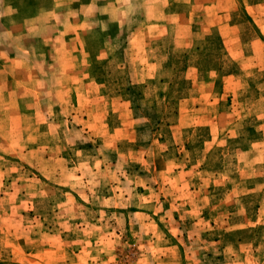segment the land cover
<instances>
[{
    "label": "rangeland",
    "instance_id": "rangeland-1",
    "mask_svg": "<svg viewBox=\"0 0 264 264\" xmlns=\"http://www.w3.org/2000/svg\"><path fill=\"white\" fill-rule=\"evenodd\" d=\"M118 5L132 65L105 21L0 67V264H264V0Z\"/></svg>",
    "mask_w": 264,
    "mask_h": 264
},
{
    "label": "crops",
    "instance_id": "crops-1",
    "mask_svg": "<svg viewBox=\"0 0 264 264\" xmlns=\"http://www.w3.org/2000/svg\"><path fill=\"white\" fill-rule=\"evenodd\" d=\"M123 2L129 4L130 0H123ZM118 3H121V0H0V67L9 61H15L18 51L29 52L44 49L42 46L30 47L26 41L20 43L18 39L20 34L24 36L22 41L31 38L36 39L40 44L58 39L64 41L65 45L70 46L73 51H89L90 37L100 38L104 40V44L107 40H113L115 36L107 30L109 24L105 21H117L120 35H123L124 27L128 22L126 19L131 17L130 11L132 10H127L125 6L121 8ZM92 23L102 29L98 31L99 28H93V25H90ZM105 25L107 28L104 27ZM167 31V23L153 17L146 28L134 30L130 37L124 34L122 38L126 42L121 46L106 44L104 50H126L130 58L129 64L132 65L131 52L139 54L145 51L148 39L158 38ZM120 35L118 34V39ZM148 64L152 66V70L157 67L152 61ZM2 72L0 69V108L4 98H14V113L17 115L19 96H13L3 90ZM151 76L154 74L150 73L146 77ZM132 80L135 81L133 77Z\"/></svg>",
    "mask_w": 264,
    "mask_h": 264
},
{
    "label": "trees",
    "instance_id": "trees-1",
    "mask_svg": "<svg viewBox=\"0 0 264 264\" xmlns=\"http://www.w3.org/2000/svg\"><path fill=\"white\" fill-rule=\"evenodd\" d=\"M90 39H95V40H97V39H100V38H92V37H90ZM209 39V38H208ZM208 39L206 40V41H208ZM89 43V42H88ZM204 43V42H203ZM202 42L200 43V45L202 46V44H203ZM88 47H89V44H88ZM199 47V46H198ZM197 47V48H198ZM102 48H104V46L102 45ZM205 48H207V46H204V49ZM202 49V48H201ZM122 50V49H121ZM89 51H90V48H89ZM123 51V50H122ZM184 54V56L187 58V56H189L188 55V53H183ZM172 57V54H171V56H170V58ZM206 62H207V58H203V60L202 61H198V63L196 64L200 69H203V67L206 65ZM181 64H180V66H179V64H177L176 66H174L173 67V69H177V67L179 68V69H185L188 65H182V62H180ZM171 63H169V65H170ZM208 64H210V63H208ZM182 65V66H181ZM185 66V67H184ZM208 66V65H207ZM165 67H167V66H165ZM211 67H213V65L212 66H210V68ZM218 69H221V66H219V67H214V68H211V70H218ZM99 79V78H98ZM99 81H102V79H99ZM187 83H189V81L187 80V79H183L182 80V88H184V87H186V85H187ZM186 96V93H182L181 95H180V98H183V97H185Z\"/></svg>",
    "mask_w": 264,
    "mask_h": 264
}]
</instances>
